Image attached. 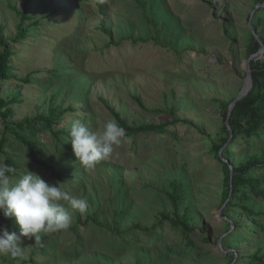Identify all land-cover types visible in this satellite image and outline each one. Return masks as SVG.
I'll return each instance as SVG.
<instances>
[{
    "label": "rangeland",
    "instance_id": "rangeland-1",
    "mask_svg": "<svg viewBox=\"0 0 264 264\" xmlns=\"http://www.w3.org/2000/svg\"><path fill=\"white\" fill-rule=\"evenodd\" d=\"M258 1L0 0V36L15 53L11 79L0 81V97L14 101L13 116L0 117V140L8 141L0 161L18 163L12 182L29 170L88 202L84 214L62 202L71 226L40 233L50 241L34 263L38 244L24 238L26 258L0 254V264H257L254 258L264 257V199L246 186L250 200L244 205L254 213L239 204L223 217L228 188L219 166L225 156L231 168L264 160V129L259 137L235 138L220 104H232L248 89L254 26L264 18ZM18 12L31 19L24 24L31 29L15 44ZM105 104L129 125L162 124L172 120L173 111L197 127L128 137L86 170L68 130L76 119L92 131L115 121ZM51 107L69 110L55 125L57 136L37 121L19 132L34 150L14 141L17 131L6 124L34 120ZM41 163L67 182L49 175ZM249 177L264 180V169H251ZM162 214L172 221L186 218L196 230L193 243L161 221ZM93 215L100 226L88 220ZM136 226L156 229L147 236ZM0 228L19 232L2 212Z\"/></svg>",
    "mask_w": 264,
    "mask_h": 264
},
{
    "label": "trees",
    "instance_id": "trees-1",
    "mask_svg": "<svg viewBox=\"0 0 264 264\" xmlns=\"http://www.w3.org/2000/svg\"><path fill=\"white\" fill-rule=\"evenodd\" d=\"M258 2L260 5H264V0H259ZM259 10L260 12H264V7L262 8V6H260ZM17 15L21 18V25L17 29V38L13 41L15 44L26 40L27 35L29 34L31 29L30 26H24L26 21L31 20L30 18H28L26 13L18 12ZM254 30L257 32L259 38H257L254 34L252 35L253 48L250 51L251 56L257 54L261 50L262 46L264 47V18L258 19L257 25L254 26ZM103 32L107 33V30L104 29ZM0 47L2 48V52L0 53V81L6 82L11 79L10 59L15 55V53L10 47L4 44V38L2 35L0 36ZM250 68L252 72L253 88L245 98L237 103L230 118L229 128L235 138H237L238 135H243L245 138L259 137L261 131L264 129V57L259 60H252L250 63ZM246 87H248L249 89V81H247ZM135 99L139 103L140 107L144 109V105L141 100L139 98ZM12 101L6 102L0 97V117L4 120H8L13 116V110L10 108L11 104L14 103V101ZM220 104L226 109L227 120L231 104H226L224 102H220ZM105 106L108 112L114 117L115 121L120 126L126 129L127 137L137 138L139 136L152 134L165 135L169 128L175 127L177 125H185L194 128L197 127L193 122L189 120L175 117L173 111L168 112L173 116L172 120L162 124L129 125L128 122L125 121L121 117V115L117 113L113 108H111L107 104H105ZM68 112L69 110H61L60 108L51 107L47 115L39 116L34 120H27L26 122H21L13 125L6 124V128H8L9 130L11 129L17 131V133L14 135V141L19 142L30 150H34L33 144L22 137L19 132H23L27 128H32L34 123L39 121L45 125L48 131L57 136V134L54 132L55 125L61 122L64 115ZM152 112L157 114L165 113L166 111L155 110ZM7 144L8 141L5 138H2L0 140V156L4 155ZM218 153H220L219 149ZM225 160L220 159L219 164L226 176L225 185L228 188V192L224 200L226 210L223 217L228 216V212L233 207H236V205L239 204L243 205L242 210L245 213L253 214V210L244 205L245 201L250 200V194L245 192V187H250V192L254 193L255 197L264 199V188H260L262 185L264 186V180L249 177V172L251 171V169H264V160L257 161V159H254L246 165H242L239 167L234 166L233 168H231V165L229 164L230 159L228 156H225ZM4 162L7 163L12 169V171L8 174L10 179L14 178L15 171L19 169L18 163L9 158H7ZM41 165L45 168L46 172L55 179L60 180L61 182H67V177L57 173L53 167L49 166L46 163H41ZM170 197L172 199H175V197L173 196ZM173 201L175 210H178L179 202H177L176 199ZM185 219L182 220L178 218V220L172 221L166 214L161 215V221H167L175 227H178V229H181L187 243L192 244V240L193 237H195L194 234L196 233V230L192 228L186 222L187 219ZM88 220L100 226L96 220V215L88 218ZM134 229H140L145 233V235L153 236L156 228L154 227L150 229H142L140 226H136V228ZM49 241L50 237L41 238V241L38 244L39 249L37 251H33L31 254V263H34L33 259L38 255V253L42 252L43 246L46 244V242ZM235 261L236 263L238 262L237 259H235ZM254 262L257 264H264V257L256 256L254 258Z\"/></svg>",
    "mask_w": 264,
    "mask_h": 264
},
{
    "label": "clouds",
    "instance_id": "clouds-1",
    "mask_svg": "<svg viewBox=\"0 0 264 264\" xmlns=\"http://www.w3.org/2000/svg\"><path fill=\"white\" fill-rule=\"evenodd\" d=\"M68 131L74 155L86 170L108 159L114 146L128 140L126 129L115 121H108L99 131H92L85 122L76 119ZM11 171L7 163L0 161V212L5 218L14 219L19 232L0 228V254L16 261L26 258L24 238H34V244H39L40 233L70 228L72 215L62 202L81 214L88 209V202L64 191L60 183L49 184L29 170L12 182L8 175Z\"/></svg>",
    "mask_w": 264,
    "mask_h": 264
},
{
    "label": "water",
    "instance_id": "water-1",
    "mask_svg": "<svg viewBox=\"0 0 264 264\" xmlns=\"http://www.w3.org/2000/svg\"><path fill=\"white\" fill-rule=\"evenodd\" d=\"M254 31H255V30H254ZM254 31H253V34H254L257 38H259L258 35L255 34ZM263 53H264V47L262 46L261 50H260L257 54L251 56V57L247 60V62H246L247 80H250V81H251V89H250L247 93H245V94H240V95L238 96V98H237V99L231 104V106H230V111H229V115H228V119H227V124H228V126H229V123H230V118H231L232 112H233L234 108L236 107L237 103L240 102L243 98H245V97L248 95V93H249V92L252 90V88H253L252 72H251V68H250V63H251L252 60H259L260 58H257V59H255V58H256L257 56H260V55L263 54Z\"/></svg>",
    "mask_w": 264,
    "mask_h": 264
},
{
    "label": "bare ground",
    "instance_id": "bare-ground-1",
    "mask_svg": "<svg viewBox=\"0 0 264 264\" xmlns=\"http://www.w3.org/2000/svg\"><path fill=\"white\" fill-rule=\"evenodd\" d=\"M256 58H259V56H257ZM247 81H249V89H247L246 91H244V93H240V94H245V93H247L251 89V81L250 80H247Z\"/></svg>",
    "mask_w": 264,
    "mask_h": 264
}]
</instances>
